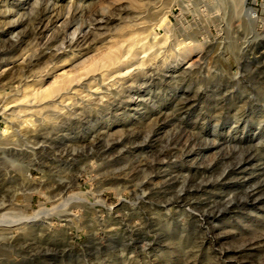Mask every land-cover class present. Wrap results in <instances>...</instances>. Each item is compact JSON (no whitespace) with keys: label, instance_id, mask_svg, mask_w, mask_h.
<instances>
[{"label":"rangeland","instance_id":"374dc122","mask_svg":"<svg viewBox=\"0 0 264 264\" xmlns=\"http://www.w3.org/2000/svg\"><path fill=\"white\" fill-rule=\"evenodd\" d=\"M257 1L0 0V264H264Z\"/></svg>","mask_w":264,"mask_h":264},{"label":"bare ground","instance_id":"6f19581e","mask_svg":"<svg viewBox=\"0 0 264 264\" xmlns=\"http://www.w3.org/2000/svg\"><path fill=\"white\" fill-rule=\"evenodd\" d=\"M253 1H255V0H253ZM39 2H40V0H39ZM264 5V4H263ZM253 10V8L250 6L249 8H247V9H245V11H247V14H245V15H247V17H250L251 19H253L254 18V14H251V11ZM155 32V31H154ZM157 32V31H156ZM109 54V53H108ZM107 54V55H108ZM105 56H106V54H105ZM107 59V58H106ZM96 67V66H95ZM125 71V70H124ZM124 73V72H123ZM65 76V75H64ZM63 76V77H64ZM89 76V75H88ZM57 79V78H56ZM57 81V80H56ZM56 83H59V82H56ZM53 84H52V86L51 87H49V88H47V89H43V90H41V91H39V92H36L35 94L36 95H38V96H40L41 98H44V97H47L48 95H49V93L53 90ZM42 89V88H41ZM32 94H34V91L32 92ZM7 110V109H6Z\"/></svg>","mask_w":264,"mask_h":264},{"label":"built area","instance_id":"2783aa9c","mask_svg":"<svg viewBox=\"0 0 264 264\" xmlns=\"http://www.w3.org/2000/svg\"><path fill=\"white\" fill-rule=\"evenodd\" d=\"M262 2H263V0H260V3H262ZM253 3L257 4V3H258V1H257V0H255V1H253Z\"/></svg>","mask_w":264,"mask_h":264}]
</instances>
